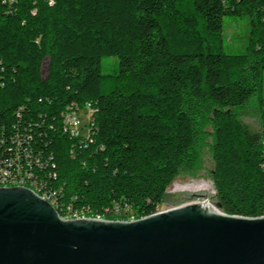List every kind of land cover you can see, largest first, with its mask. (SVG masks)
I'll use <instances>...</instances> for the list:
<instances>
[{
	"label": "trees",
	"instance_id": "trees-1",
	"mask_svg": "<svg viewBox=\"0 0 264 264\" xmlns=\"http://www.w3.org/2000/svg\"><path fill=\"white\" fill-rule=\"evenodd\" d=\"M227 14L248 20L237 53L223 49ZM103 56L117 57L113 72ZM263 85L264 0H0V128L25 127L52 154L58 198L71 204L54 206L61 217L147 216L175 179L203 175L222 212L264 214V124L233 111L260 101ZM85 101L95 111L83 147L60 112Z\"/></svg>",
	"mask_w": 264,
	"mask_h": 264
},
{
	"label": "water",
	"instance_id": "water-1",
	"mask_svg": "<svg viewBox=\"0 0 264 264\" xmlns=\"http://www.w3.org/2000/svg\"><path fill=\"white\" fill-rule=\"evenodd\" d=\"M207 203L133 220L62 219L30 189L0 186V264H264V215Z\"/></svg>",
	"mask_w": 264,
	"mask_h": 264
},
{
	"label": "built area",
	"instance_id": "built-area-1",
	"mask_svg": "<svg viewBox=\"0 0 264 264\" xmlns=\"http://www.w3.org/2000/svg\"><path fill=\"white\" fill-rule=\"evenodd\" d=\"M20 110L21 108L17 110V116H19ZM94 111L90 101H85L80 105L75 102L68 104L60 112L61 131L76 139L83 147L91 144L93 141L91 135ZM31 139L32 134L25 127L20 129L12 124L6 133L0 128V174L6 175V182L4 183H7V176H13V174L32 175L34 181H37V188L45 190L48 200H51L52 205L58 208V202L66 201L58 198L57 186L59 185H54L56 172L52 154H43L34 149L30 144ZM261 144L260 168L264 173V138H262ZM99 147L102 145L100 144ZM73 155V151H70L69 156L73 157ZM29 164H36V173H29ZM67 205L71 204L67 203ZM118 208L115 206V209ZM261 213H264V209ZM67 218L85 217L70 216Z\"/></svg>",
	"mask_w": 264,
	"mask_h": 264
},
{
	"label": "rangeland",
	"instance_id": "rangeland-1",
	"mask_svg": "<svg viewBox=\"0 0 264 264\" xmlns=\"http://www.w3.org/2000/svg\"><path fill=\"white\" fill-rule=\"evenodd\" d=\"M247 22L248 20L246 16L236 17L229 14L223 16L222 38L224 51L231 53L242 51L248 33ZM116 65V56L102 57V72L111 73L115 70ZM46 70L47 60H44L41 65L42 76L46 74ZM233 111H239L240 120L247 124L250 128L262 127V125L264 124V85L260 101L257 99V97H253L243 107H234ZM211 166L212 163L209 159V154L205 153V169L202 172L205 173V171L209 170ZM213 194L214 189L212 182L206 175L177 178L166 189L165 199L161 204L157 205L155 212L162 211L187 202H202L203 197L201 195H206L209 198V203H206L217 210L216 206L214 205V201L211 198ZM89 217L93 218L92 216Z\"/></svg>",
	"mask_w": 264,
	"mask_h": 264
},
{
	"label": "bare ground",
	"instance_id": "bare-ground-1",
	"mask_svg": "<svg viewBox=\"0 0 264 264\" xmlns=\"http://www.w3.org/2000/svg\"><path fill=\"white\" fill-rule=\"evenodd\" d=\"M4 182H6V175L0 174V186L1 187H12V186H21V187H25V188L28 187V189H30L37 196H39L40 198H42L43 200L48 202L55 209L54 205H52V201L48 200V196H46L45 193H39V191L36 190L35 188H31L29 186H26V183H24L23 175H21V174H13V176H7V183H4ZM200 203L206 204V202H200ZM216 212L220 213L221 211L217 209ZM74 215L71 214V215L66 216V217H61L60 215L59 216L62 219H75V218H67V217L74 216ZM263 215L264 214H262L260 216H263ZM257 217H259V216H257ZM85 218H87V217H85ZM93 219H96V218H93ZM97 219H100V218H97ZM133 219H135V217H133V216L129 217V220H133Z\"/></svg>",
	"mask_w": 264,
	"mask_h": 264
}]
</instances>
